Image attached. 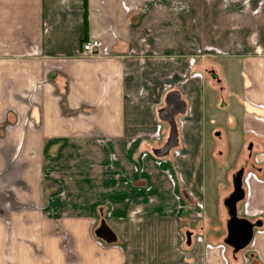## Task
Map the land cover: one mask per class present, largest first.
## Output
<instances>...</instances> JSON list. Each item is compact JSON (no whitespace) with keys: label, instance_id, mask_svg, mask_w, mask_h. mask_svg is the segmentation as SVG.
<instances>
[{"label":"crops","instance_id":"crops-1","mask_svg":"<svg viewBox=\"0 0 264 264\" xmlns=\"http://www.w3.org/2000/svg\"><path fill=\"white\" fill-rule=\"evenodd\" d=\"M217 117L263 167L240 251L196 226ZM0 264H264V0H0Z\"/></svg>","mask_w":264,"mask_h":264},{"label":"rangeland","instance_id":"rangeland-1","mask_svg":"<svg viewBox=\"0 0 264 264\" xmlns=\"http://www.w3.org/2000/svg\"><path fill=\"white\" fill-rule=\"evenodd\" d=\"M208 77H210L209 74ZM228 80L232 87L237 88L238 76H231ZM227 122V117H217L214 123L208 124L205 182L208 190L213 189L217 192L219 203L217 207L209 209L212 217L210 222L213 225H209L208 220L207 224L204 223V220L196 222V226L201 230L206 228L211 232L207 235L208 238L221 235L220 241L226 238L228 233L226 223L229 220L228 209L223 207L222 202L233 192L234 177L241 170L244 172L243 181L248 174L263 176V167L256 161L257 159L260 161L259 152L256 151L258 139L251 134L246 135L239 121L231 126ZM237 209L238 216L245 213L243 203H239ZM204 235L206 234L204 233Z\"/></svg>","mask_w":264,"mask_h":264},{"label":"water","instance_id":"water-1","mask_svg":"<svg viewBox=\"0 0 264 264\" xmlns=\"http://www.w3.org/2000/svg\"><path fill=\"white\" fill-rule=\"evenodd\" d=\"M243 174L244 172L241 170L234 177L233 193L224 202L230 216V221L227 224L228 237L225 243L233 247L235 251H240L250 245L255 228V225L250 221L238 217L237 205L245 199L246 195L243 188Z\"/></svg>","mask_w":264,"mask_h":264},{"label":"built area","instance_id":"built-area-1","mask_svg":"<svg viewBox=\"0 0 264 264\" xmlns=\"http://www.w3.org/2000/svg\"><path fill=\"white\" fill-rule=\"evenodd\" d=\"M102 46V42L98 39L89 40L83 44L82 54L84 56H92L97 53L102 48Z\"/></svg>","mask_w":264,"mask_h":264},{"label":"flooded vegetation","instance_id":"flooded-vegetation-1","mask_svg":"<svg viewBox=\"0 0 264 264\" xmlns=\"http://www.w3.org/2000/svg\"><path fill=\"white\" fill-rule=\"evenodd\" d=\"M233 193V192H232ZM239 217V216H238ZM240 219H246V218H243V217H239ZM247 220V219H246ZM229 221H230V219H229ZM229 221H228V223H229ZM252 224H254L255 225V228L254 229H256L257 228V225H259V227L262 225V223H261V221H255V222H251Z\"/></svg>","mask_w":264,"mask_h":264}]
</instances>
